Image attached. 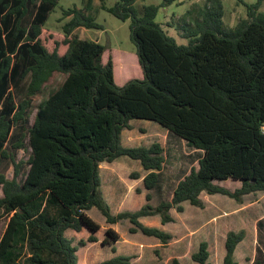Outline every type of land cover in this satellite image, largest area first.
<instances>
[{
  "label": "trees",
  "instance_id": "16d2710c",
  "mask_svg": "<svg viewBox=\"0 0 264 264\" xmlns=\"http://www.w3.org/2000/svg\"><path fill=\"white\" fill-rule=\"evenodd\" d=\"M59 1L0 0V167L8 163L14 171L12 178L0 171V209L8 215L0 264H79V246L87 241L75 244L67 231L85 227L88 240L98 241L101 225L87 213L93 207L108 223L128 219L130 232L166 245L172 235L144 225L140 217L159 214L163 223L171 222V208L184 211L186 201L204 207L202 192L242 202L244 195L264 191V12L259 11L264 0L247 4L248 18L233 28L224 25L222 1L208 0L194 26L184 27L187 44L156 21L160 5H145L140 14L137 0L111 7L101 0L119 19H131L140 68L137 74L127 72L123 85L117 83L113 52L106 56L111 51L106 45L75 33L79 27L103 28L87 13L93 0L64 10L68 19L55 33L45 24ZM55 72L66 77L39 103L29 125L33 97ZM22 81H27L25 95L16 99L14 88ZM132 119L156 121L201 156L171 201L153 206L148 193L140 209L113 214L102 194L100 164L123 155L139 160L149 170L144 185L152 189L165 162L160 143L122 144ZM28 146V160H18ZM230 179L240 180L241 187L232 191L216 183ZM105 233L103 244L120 238L113 228ZM245 237V229L228 231L223 264H238L235 250ZM209 257L208 242L202 241L192 260L211 264ZM131 258L119 255L98 264H130ZM170 264L189 263L173 258ZM253 264H264L263 249Z\"/></svg>",
  "mask_w": 264,
  "mask_h": 264
},
{
  "label": "rangeland",
  "instance_id": "374dc122",
  "mask_svg": "<svg viewBox=\"0 0 264 264\" xmlns=\"http://www.w3.org/2000/svg\"><path fill=\"white\" fill-rule=\"evenodd\" d=\"M117 1L119 0H104V3L107 7H111L115 5ZM221 1L225 11L224 25L226 28H233L237 26L242 19L248 18L247 4L255 3L257 0ZM207 2L208 0H137L134 6L139 13L142 14L145 5H160L156 21L167 30L168 34L174 36L178 42L187 44L189 39L184 36V27L194 26L196 20L201 18L200 10L203 9ZM85 5L86 0H60L58 5L48 13L45 27L55 33H61L63 23L68 19L63 17V11L74 7L84 8ZM101 5V0H93V8L87 13L92 15L96 22L100 23L103 28L79 27L75 30V33L81 38L95 40L106 45L108 49L111 50L106 56H108V54L112 55L113 52L116 61L115 68L118 70L117 83L123 85L129 78L128 75L125 76L127 72H136L137 74L138 68H140L139 65L136 68L138 59L136 45L131 40V19L121 20ZM259 11L264 12V3L261 5ZM35 12H33V14ZM59 36L62 38L61 35ZM65 77V74L55 72L45 83L43 90L33 97V103L30 108L29 125L34 121L39 103L46 98L51 91L58 88L63 83ZM26 82L27 81H22L17 87L15 86L14 93L16 99L24 97ZM131 124L133 125L132 129H124L122 132V144L124 146H150L152 143L157 142L164 147L165 163L160 174L164 187V194L161 195V197L156 194L154 201L150 202L152 205H155L161 201L160 198H162V196H168L172 192L177 181L184 173L192 167L198 166V162L195 161L200 151H193L180 136L175 134L173 136L170 131V135H168L164 127L156 121L132 119ZM190 150L192 151L190 152ZM30 153L31 148L28 146L24 150L18 152L17 158L18 160H28ZM193 162H195V165L192 164ZM100 165L102 194L104 198H108L111 201L114 209H117V207L122 204L121 206L127 211H135L138 210V206L141 202H146L145 196L136 194L140 191L139 185L141 184V182L139 183L138 181L139 176L136 177V174L139 175L143 172V167L139 160L123 155L117 158L116 162H102ZM0 171H4L8 178H12L14 172L13 165L5 163L0 167ZM238 182L237 180H225L217 181L216 183L234 191L238 186H241L239 185L241 183L238 184ZM2 196L3 192L0 190V197ZM218 196L220 197H216L217 201H215L217 204L215 206L209 205L206 211L204 209L202 210L200 207L188 204L185 213V217L187 218L186 222H188V226H197V229L194 232H190L191 230L188 229L187 225L186 227L185 225L178 227V225L171 224L170 228L174 229V233L177 235L176 237L178 239L176 241H172L171 239L169 243L162 245V247H158L153 250V252L149 250L146 254L144 253L145 256L143 254V258L140 257L142 253L139 252V254H135L133 252V250L141 248V245L138 247V239L141 238V236L135 235V237H132V232H130L127 227L129 223L124 221L119 225L121 232L117 231L115 228L119 235L122 233L124 237H126V239L129 238L131 242L125 243L127 242V240H125V242L121 244L123 247L121 251L122 255L126 256L127 254H125L124 250L126 249L127 251L128 249L127 252L131 253L128 255L134 256L131 258L130 264H170L169 261L174 257L179 258L183 263L193 262L191 259L192 253L197 251L199 244L208 238L212 244L214 241V245H217L216 248H214V246L211 248L210 262L211 264H220L223 254V245H221L220 241L222 242V238L224 236L226 237L229 230L242 228L247 230L249 236L246 242L239 246L238 256L241 259V264H249L251 257L253 259L252 255H255V247L257 245L255 224L260 217L264 216V191L250 193L245 199L244 195L242 202H238L228 195L219 194ZM122 199L123 202L120 203ZM230 199L235 203L234 206L230 203ZM237 204L242 205H239L236 211L234 210V212H231L230 210L235 209ZM89 214L100 225L103 223L102 225H104V227L107 226V223H104L105 221L102 219V212L97 207H93L89 210ZM213 216H216V218L213 219ZM7 223L8 215L0 209V240L5 232ZM106 230V228L99 230L97 235L99 240L97 242L95 241L94 246L92 242L88 240L89 233L87 231L79 233L73 230L68 231V236L74 237L75 244H78L81 239L87 241L85 246H79L77 252L79 264H97L103 260H108L116 256L117 253H114L115 251L113 250L111 251L110 244L102 243L106 236ZM261 232L264 237V228H262ZM128 234L131 235V238ZM180 235L185 236V238ZM212 236L215 237L211 239ZM164 247H167V249H164ZM193 263H195V261Z\"/></svg>",
  "mask_w": 264,
  "mask_h": 264
},
{
  "label": "crops",
  "instance_id": "0c3cea01",
  "mask_svg": "<svg viewBox=\"0 0 264 264\" xmlns=\"http://www.w3.org/2000/svg\"><path fill=\"white\" fill-rule=\"evenodd\" d=\"M165 129V131H167V133H168V135H170V133H169V130L168 129H166V128H164ZM123 132V131H122ZM174 136V135H173ZM183 142H185V141H183ZM162 146V145H161ZM163 147V146H162ZM164 148V147H163ZM192 149V148H191ZM196 149H193V151H195ZM192 150H190V152H191ZM196 151H200V150H196ZM200 153H201V151L199 152V156H198V158L196 159V161L195 162H198V159H199V157L201 156L200 155ZM115 162L117 161V159L116 160H114ZM114 161H112V162H114ZM104 162H106V161H104ZM112 162H107V163H112ZM195 162H193L192 164L193 165H195ZM141 163V162H140ZM165 163V162H164ZM142 165V164H141ZM101 166V165H100ZM143 167V166H142ZM163 167H164V165H163ZM198 167V166H197ZM186 168V167H185ZM192 169V168H191ZM191 169H189L186 173H184L181 177H180V179L177 181V183H176V185H175V187L177 186V184L179 183V181L181 180V179H183L184 178V176H186L189 172H190V170ZM163 170V169H162ZM162 170L160 171V174H161V172H162ZM184 170H186V169H184ZM100 171H101V167H100ZM149 173V170H146L144 167H143V172L141 173V174H139L138 176H139V178H138V181H139V183L141 182V184L139 185L140 187V191L138 192V193H136V194H139V195H142V196H145V199H146V202H141L140 203V207L138 206V209H140L143 205H145L147 202H148V200H147V194L149 193V194H151V200L149 201V203L151 202V201H154V199H155V197H156V194H158L159 195V197H161V195H163L164 194V192H163V190H164V187H163V183H162V180H161V175H160V177H159V181H158V184L154 187V188H152V189H147L146 187H145V185H144V177L147 175ZM181 174V173H180ZM101 176V175H100ZM230 180H232V179H230ZM230 180H226V181H230ZM237 181H239L238 182V184L239 183H241L242 184V182L240 181V180H237ZM101 182H102V178H101ZM217 182V181H216ZM241 184H239V185H241ZM101 185H102V183H101ZM175 187H174V189H175ZM239 187H241V186H238V188ZM174 189L172 190V192L167 196V195H165V196H162V198H160L161 199V201H159L158 203H156L155 205H153V206H157V205H159L161 202H163V201H171L172 200V197H173V192H174ZM219 194H221V193H215V194H208L207 192H202L201 193V195H200V198L202 199V201H203V203H204V207H200L202 210L204 209L205 211H206V209H208V206L209 205H212V206H215L216 204H217V202H215V201H217V199H216V197H220V196H218ZM250 194V193H249ZM248 194H246L245 196H244V199H245V197L247 196ZM106 200H107V202L110 204V208H111V211H112V213L113 214H117V213H120V212H122V211H126V209L124 208V207H122L121 205L122 204H120L118 207H117V209H114V207H113V205L111 204V201L108 199V198H105ZM231 200V199H230ZM229 200V201H230ZM245 201V200H244ZM123 202V199L121 200V202L120 203H122ZM230 203H232V205L234 206V202H232V200L230 201ZM238 203V202H237ZM151 204V203H150ZM188 204H190L189 202H184L183 203V206H184V211H178L176 208H171V210H170V214L173 216V218H174V220L173 221H171V222H167V223H163L162 222V218H161V216L159 215V214H155V215H148V216H142V217H140V221L144 224V225H147V226H150V227H157V228H159V229H161V230H163V231H165V232H168V233H171V234H173L172 235V241H176L178 238L176 237L177 235L174 233V229L173 228H170V225L171 224H174V225H178V227L179 226H182V225H185V227H186V225H187V227H188V229L189 230H191L190 232H194L196 229H197V226H188V222H186V220H187V218L185 217V213H186V211H187V207H188ZM243 204V203H242ZM242 204H237V206L235 207V209H232V210H230L231 212L233 211L234 212V210L236 211L238 208H239V205H242ZM152 205V204H151ZM190 205H192V204H190ZM195 206V205H194ZM198 207V206H197ZM92 209V208H91ZM91 209H89V210H91ZM89 210H87V213L89 214ZM175 211V212H174ZM197 213V212H196ZM90 215V214H89ZM230 215V214H229ZM92 217V216H91ZM214 218H216V216H213V219ZM105 222L104 223H107V226L106 227H104V225H102L101 224V228L99 229V230H101V229H104V228H109V227H112V228H116L117 229V231H120L121 232V230H120V228H119V225L120 224H122L124 221H127V223H129V224H127V227H128V229L132 226V223L128 220V219H123V220H120V221H118V222H116V223H108L107 222V220H106V217L103 215V218H102ZM262 219H264V216H262V217H260L258 220H257V222H256V224H255V235L257 236V245H256V247H255V255L253 254L252 256H253V259H252V257H251V259H250V263L249 264H253V261H254V259H255V257H256V255H257V251H258V248H261V249H263L264 250V238H262V239H259V237H260V230H259V226H258V222L260 221V220H262ZM185 227H183V228H185ZM242 228H240V229H231V230H235V231H239V230H241ZM99 230L95 233V236L98 238V233H99ZM69 231V230H68ZM68 231H67V233H68ZM73 231H75V230H73ZM83 231H87L88 233H89V236L91 235V232L87 229V228H83L81 231H75L76 233H79V232H83ZM230 231V230H229ZM228 233V232H227ZM128 235H130V234H128ZM132 235V237H135V235L136 236H141V238H139L138 239V247L141 245V248H139V249H137V250H133V252L135 253V254H139V252L140 253H142L141 255H140V257L141 258H143V254L145 253H147V252H149V250H152V252H153V250H155V249H157L158 247H162V243H161V241H160V239L159 238H157V237H155V236H150V235H146V234H144L143 232H141V231H138V232H135V233H132L131 234ZM131 235H130V238H131ZM227 235V234H226ZM120 239L119 240H117L113 245H111V251L113 250V246H115V252L114 253H117L116 254V256H119V255H122V253H121V251H122V249H123V247L121 246V244L122 243H124L125 242V240H127V242H125V243H131L130 242V239L129 238H127L126 239V237H124V235L121 233L120 234ZM180 236H182V237H184L185 238V236H183V235H180ZM249 236V234L247 233V230H246V237L237 245V247H236V250H235V259L237 260V262H238V264H241L240 263V257L238 256V250H239V246L242 244V243H244V242H246V240H247V237ZM215 236H212V238L211 239H213ZM99 240V239H98ZM204 241H207L208 242V245H209V252L211 251V248L214 246V248H216V246L214 245L215 244V242L213 241V244L211 243V241L208 239V238H206ZM97 242V241H96ZM225 242H226V237L224 236L223 238H222V242L220 241V243H221V245H223V254H222V258H221V260H222V262L220 263V264H223V260H224V256H225V254H226V247H225ZM94 243H95V241H93L92 242V245L94 246ZM134 244V243H133ZM171 244V243H170ZM219 244V243H218ZM124 245V244H123ZM128 245V244H127ZM200 245V244H199ZM224 247H225V249H224ZM164 249H167V247H164ZM199 249V248H198ZM114 251V250H113ZM125 251V254H127L126 256H130V255H128V254H131V253H128L127 251H128V249H127V251H126V249L124 250ZM195 252V251H194ZM193 252V253H194ZM192 253V254H193ZM145 254H144V256H145ZM210 255H211V252H210ZM125 256V255H124ZM115 257V256H114ZM131 257H134V256H131ZM113 258V257H112ZM137 258H139V257H137ZM174 258H176V257H174ZM111 259V258H110ZM152 259H154V258H152ZM173 259V258H172ZM171 259V260H172ZM179 259V258H178ZM191 259H192V255H191ZM104 261V260H103ZM193 261V260H192ZM209 261H210V257H209ZM169 262H171V261H169ZM194 262V261H193ZM193 262H185V263H189V264H196L197 262H195V263H193ZM100 263V262H99ZM183 263V262H182ZM98 264V263H97ZM198 264V263H197Z\"/></svg>",
  "mask_w": 264,
  "mask_h": 264
},
{
  "label": "built area",
  "instance_id": "2783aa9c",
  "mask_svg": "<svg viewBox=\"0 0 264 264\" xmlns=\"http://www.w3.org/2000/svg\"><path fill=\"white\" fill-rule=\"evenodd\" d=\"M261 131L264 133V124L261 126Z\"/></svg>",
  "mask_w": 264,
  "mask_h": 264
}]
</instances>
